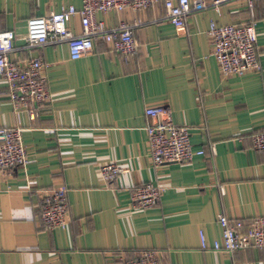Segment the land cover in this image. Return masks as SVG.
Instances as JSON below:
<instances>
[{"label":"crops","instance_id":"0c3cea01","mask_svg":"<svg viewBox=\"0 0 264 264\" xmlns=\"http://www.w3.org/2000/svg\"><path fill=\"white\" fill-rule=\"evenodd\" d=\"M212 0H208V3ZM83 0H0V31L26 33L27 20ZM108 27L135 25L138 52L123 56L99 39L94 51L72 59L67 43L28 49L15 42L11 58L45 63L52 95L35 119L17 113L8 83L0 79V127H21L29 157L0 177V264H123L154 250L161 264H264V248L232 253L202 249L222 237L219 215L249 226L264 215V151L253 135L264 133V1L251 9L230 0L192 12L183 29L163 3L144 11L98 13ZM254 23L261 69L224 76L212 55L211 21ZM81 33V18L68 24ZM150 106L168 107L205 155L156 165L148 142ZM214 149V150H213ZM117 163L128 172L106 183L100 167ZM164 190L155 207L133 206L145 183ZM66 186L69 222L49 229L42 220L46 191Z\"/></svg>","mask_w":264,"mask_h":264},{"label":"built area","instance_id":"2783aa9c","mask_svg":"<svg viewBox=\"0 0 264 264\" xmlns=\"http://www.w3.org/2000/svg\"><path fill=\"white\" fill-rule=\"evenodd\" d=\"M230 0L209 2L218 13L222 5ZM251 9L257 0H246ZM264 1V0H263ZM163 3L166 16L177 28L183 29L192 12L203 11L208 0H83L81 9L74 5L62 7L58 12L27 20L26 33L18 36L15 31H0V79L8 83L11 104L15 111L27 112L32 119L37 109L51 101L52 95L44 76L45 63L41 57H33L20 64L11 58L18 39L25 41L28 49L48 44L67 43L72 59H79L94 51L99 39L113 45L115 52L132 56L138 52L139 44L134 36L133 24L122 22L108 27L97 19L98 13L111 11H144ZM74 17L81 18V33H74L68 26ZM213 52L224 76H243L261 69L256 44L254 23H231L221 25L211 21L208 30ZM149 119L148 142L152 159L156 165L189 162L196 155H205V149H196L191 140V127L174 121L172 112L165 106H150L145 110ZM254 148L264 151V133L253 135ZM214 150V149H213ZM29 153L23 143L21 127H0V177L17 167H24ZM128 170L117 163L100 167L104 182L111 183ZM164 188L158 183H145L134 189L133 206L148 210L158 205ZM68 189L61 186L46 191L42 202V220L49 229H66L69 218ZM222 229L220 240L209 243L204 231L200 238L202 249L232 253L246 248H264V215L255 217L249 226L240 219L219 215ZM123 264H161L154 250L144 251L138 258L126 259Z\"/></svg>","mask_w":264,"mask_h":264}]
</instances>
